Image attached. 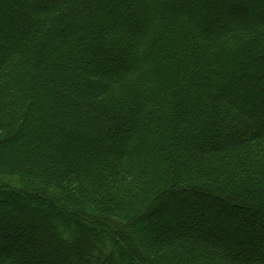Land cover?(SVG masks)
Returning a JSON list of instances; mask_svg holds the SVG:
<instances>
[{"label":"trees","instance_id":"trees-1","mask_svg":"<svg viewBox=\"0 0 264 264\" xmlns=\"http://www.w3.org/2000/svg\"><path fill=\"white\" fill-rule=\"evenodd\" d=\"M239 1L0 0V264H264V0ZM188 114L206 135L174 136Z\"/></svg>","mask_w":264,"mask_h":264},{"label":"rangeland","instance_id":"rangeland-1","mask_svg":"<svg viewBox=\"0 0 264 264\" xmlns=\"http://www.w3.org/2000/svg\"><path fill=\"white\" fill-rule=\"evenodd\" d=\"M246 2V0H240L239 2H236V4H235V9L238 7V5L240 6V4H243V3H245ZM185 9V8H184ZM255 10V9H254ZM253 9H251V11H254ZM186 12H187V14H188V18H189V20H190V24H197V23H195L197 20L196 19H193V15H194V13H193V10L192 9H188V8H186ZM233 13H234V15H239L240 13L238 12H236V10H234V11H232ZM247 15V17H245V18H238L236 21V23L238 24V25H240V26H244V27H246V26H248L249 25V20H250V18H248V16L249 17H251V19H253L254 17H252V15L250 16V12L248 11V14H246ZM174 18V17H173ZM249 19V20H248ZM174 21H175V23L176 24H180V22H181V20H179V19H173ZM202 25V24H201ZM221 26H223V25H221ZM196 27H197V25H196ZM213 29V28H212ZM249 32L253 35H263V32H264V22H262V24H260V25H258V26H256V27H253V26H251V27H249ZM98 34H100V35H102L104 38H105V40H108V41H111V37L110 36H108V34H105L104 32H103V30H100L99 32H98ZM109 34H113L116 38H118V39H123V34H121V33H119L118 31H114V28L112 29V31L111 32H109ZM94 38H95V42H96V40H97V37L95 36H93V39L91 40V42L93 43L94 42ZM188 49H185V51H187ZM256 50H257V52H264V42H262L261 44H259L258 45V47L256 48ZM95 54V53H94ZM102 57L104 58V59H107L109 62H110V64H112V65H114V67H119V66H122L121 64H122V60H123V55L121 54V53H119V54H117L116 52H114V54H112V55H109V56H104L103 54H102ZM96 58H98L99 59V56H95L94 57V59H96ZM125 59V58H124ZM97 60V59H96ZM114 63V64H113ZM110 67H112V66H110ZM189 69L188 70H191V69H193L194 68V66L192 65V64H189V67H188ZM217 72L215 71L214 72V74H216ZM38 85H42V86H44V85H49L47 82H45L44 80H37V82H36V86H38ZM262 99H259V101L257 102L258 104L259 103H262ZM189 105L187 104L186 105V107H188ZM48 111V109H47V107L46 106H43V108L41 109L40 108V110L39 111H37V113H35L36 115H35V120H36V122H38V125H37V128H35V136H33L34 135V132H33V134L30 136V135H26L27 137H29V138H31V140L33 141V144L36 146L37 144H39V147L40 148H43L44 146H43V144L40 142V143H38V139L39 138H41V137H44L45 135H47L49 132H51V130H50V128L45 124V122H44V120L46 119V118H44V115H45V113ZM43 118V119H42ZM189 127H191V118H190V114H188V116H187V118H186V123L185 124H181V125H179V127H177L176 128V130H173L172 129V133L174 134V136H177V135H179V133H177L178 132V130L179 131H182V130H189L190 131V133H196V134H198L199 136L200 135H206L207 133H208V129H207V131H198V130H196V127H192L193 129H189ZM28 134V133H27ZM24 138H25V136H23ZM46 137V136H45ZM36 140V141H35ZM168 150V148H165V150ZM21 154H22V156L23 155H25L26 153H25V150L24 149H22V147H21ZM45 150V149H44ZM163 151V154H161L160 156H159V158H161L162 160H164L165 158H166V151ZM48 150H45L43 153H45V152H47ZM42 153V151L40 150V152L38 153V155H40ZM169 153H171V152H169ZM9 154V153H8ZM63 154H65V151H64V153H58V152H54V154H53V157H51L52 159L51 160H54V159H65V156L63 155ZM0 156H7V153L5 152V153H3V154H0ZM9 156H10V154H9ZM168 157H170V156H168ZM1 159H4V158H1ZM167 160V159H166ZM167 164V166H172V162H168V163H166ZM185 184V183H184ZM43 190L42 188H40V187H38V185H34V186H32L31 187V189H30V191L33 193L34 191L33 190ZM53 189H49L48 190V192H47V194H48V196L50 197V198H52L57 204H61V205H65V203H64V200L60 197V196H52L53 195V191H52ZM23 192V191H22ZM52 194V195H51ZM26 200H27V202L29 203V204H35V203H37V202H42L43 203V205H45V201H46V199L44 198V197H42L41 195H37V194H30L27 198H26ZM2 204L3 205H5L6 207H8V209H9V211L10 212H15V213H18V210L16 211V210H14L13 208H12V203H10L9 201H2ZM187 204V203H186ZM194 203H191V206L193 205ZM45 208H47V207H45ZM69 209H72V208H74V209H76V210H78L79 212H80V215H81V217L83 218V219H87V220H89V219H91L92 217H91V213H90V210H88V207H85V206H80V204L79 203H76L75 205H72L71 207H68ZM85 213V215L84 214H82V213ZM90 213V214H89ZM155 217H157V218H161V217H167V215H166V213L165 212H160V213H157V214H155ZM194 220H197V222H199L200 224H197L198 226H202L203 225V219L202 218H200V217H197V219H194ZM158 221H160V219L158 220ZM191 221V222H190ZM201 221H202V223H201ZM192 222H194L193 221V219H191V220H187V221H184L183 223H182V226H184V227H182V228H185V231L186 232H190L191 231V226H192ZM247 224H251V223H257L258 222V218L257 217H255V216H253V217H250V219H248L247 221ZM157 223H159V222H152V226L151 227H148V219L147 218H145V220L143 221V222H140V226H141V228H142V230H145L146 232H147V234L149 235V237L152 239V240H157L158 238H160V237H165V236H167L168 234L167 233H165V231L163 230V229H157ZM186 228H187V230H186ZM23 230H24V232L25 233H28L29 232V229L27 228V227H25V228H23ZM208 230H203V231H201L200 232V234L198 233V234H196L197 235V237L198 238H211L210 236H209V234H208ZM133 236L136 238V236H135V234H133ZM25 237V236H24ZM256 238H257V240L260 242V244L261 245H263L264 246V230H263V232L261 233V234H258L257 236H256ZM17 241H15V242H9L10 244H8L9 245V247H11L12 249H16L17 250V252H16V255L18 256V254H20L21 253V251H23L22 250V247H24V238L23 237H21V239H16ZM76 242H78V241H76ZM1 245V244H0ZM32 259L33 260H35L34 259V257H32Z\"/></svg>","mask_w":264,"mask_h":264}]
</instances>
